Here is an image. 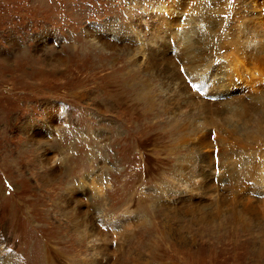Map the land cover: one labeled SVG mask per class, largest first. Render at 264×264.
<instances>
[{"label":"rangeland","instance_id":"rangeland-1","mask_svg":"<svg viewBox=\"0 0 264 264\" xmlns=\"http://www.w3.org/2000/svg\"><path fill=\"white\" fill-rule=\"evenodd\" d=\"M0 264H264V0H0Z\"/></svg>","mask_w":264,"mask_h":264},{"label":"built area","instance_id":"built-area-1","mask_svg":"<svg viewBox=\"0 0 264 264\" xmlns=\"http://www.w3.org/2000/svg\"><path fill=\"white\" fill-rule=\"evenodd\" d=\"M208 8H211L212 10H213V13H218L219 15H220V13L218 12V10H217V8H216V6L213 4V3H209L208 4ZM221 18V17H220ZM94 28H96L97 30L99 29V30H102V28H101V26L99 27V26H93ZM178 29L180 30V26L178 27ZM178 33L180 32V31H177ZM255 193V192H254Z\"/></svg>","mask_w":264,"mask_h":264}]
</instances>
